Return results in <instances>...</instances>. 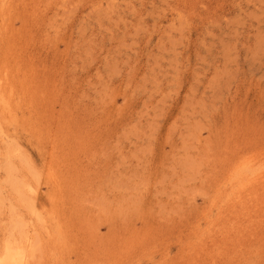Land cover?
Segmentation results:
<instances>
[{
  "label": "rangeland",
  "instance_id": "obj_1",
  "mask_svg": "<svg viewBox=\"0 0 264 264\" xmlns=\"http://www.w3.org/2000/svg\"><path fill=\"white\" fill-rule=\"evenodd\" d=\"M13 244L23 264H264V0H0Z\"/></svg>",
  "mask_w": 264,
  "mask_h": 264
},
{
  "label": "bare ground",
  "instance_id": "obj_2",
  "mask_svg": "<svg viewBox=\"0 0 264 264\" xmlns=\"http://www.w3.org/2000/svg\"><path fill=\"white\" fill-rule=\"evenodd\" d=\"M22 247L23 246H20L19 244H15L12 247H7L5 253L0 254V264H23L25 254Z\"/></svg>",
  "mask_w": 264,
  "mask_h": 264
}]
</instances>
